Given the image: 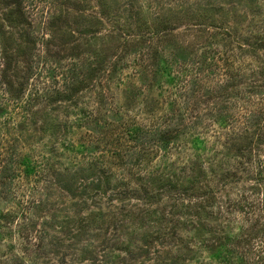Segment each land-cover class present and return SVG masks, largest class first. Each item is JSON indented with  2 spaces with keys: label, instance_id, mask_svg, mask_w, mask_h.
<instances>
[{
  "label": "rangeland",
  "instance_id": "obj_1",
  "mask_svg": "<svg viewBox=\"0 0 264 264\" xmlns=\"http://www.w3.org/2000/svg\"><path fill=\"white\" fill-rule=\"evenodd\" d=\"M9 1L0 0V63L5 67L0 95L9 79L3 75L15 71L21 77L14 89L21 80L28 90L23 95L31 92L36 71L23 78L25 62L32 61L37 71H55L48 95L42 91L31 110L22 141L7 136L0 144V175L9 176L4 190L10 191L0 194V213L24 210L8 226L0 220V264H241L237 253L247 248L246 237L255 247L263 241L264 216L246 220L229 205L264 196V138L252 128L242 139L236 125L256 110L255 105L243 109L242 97H262L264 56L257 62L245 55L261 68L254 82L257 95L244 94L251 80L235 77L221 83L216 100L207 96V49L231 44L237 51L234 39L245 43L249 21L260 19V0H154L164 4L157 16L148 8L151 0H23L35 32H47L39 39L46 47L39 57L36 34L28 24L15 22ZM155 23L166 36L168 69L152 50L147 63L138 59L139 49L151 43L129 46L125 53L117 47L122 37L139 40ZM116 53L123 58L115 71ZM198 61H203V80H192L193 109L179 116L163 101L176 83V72L169 76L168 71L177 69L184 78ZM74 66L75 87L59 93L55 78L59 81V73ZM7 121L9 114L0 112L1 140ZM128 121L177 129L178 135L166 148L158 142L147 146L145 160L139 147H131L123 166L117 158L123 146L116 140ZM12 151L17 158L26 155L31 167L39 165L36 170L47 177L26 176L31 168L25 163L13 175ZM108 167L113 172H105ZM230 216L235 220L225 218ZM236 238L242 239L240 246Z\"/></svg>",
  "mask_w": 264,
  "mask_h": 264
},
{
  "label": "trees",
  "instance_id": "obj_2",
  "mask_svg": "<svg viewBox=\"0 0 264 264\" xmlns=\"http://www.w3.org/2000/svg\"><path fill=\"white\" fill-rule=\"evenodd\" d=\"M12 3L13 8L10 9L9 13L13 17L16 23L18 24H28V26L33 30V33H35V38L41 39L45 37L47 32H42L40 36L35 32V21L28 20L26 17V14L24 12L23 7V0H12L9 1ZM8 2V3H9ZM9 3V4H10ZM149 6L148 8L152 13L155 14V16L159 15L160 10L163 9V2L162 1H150L148 2ZM153 3V4H152ZM177 5H180V3L176 2ZM258 13L260 16V19H251L246 27V33L243 36V40H245V43L241 44L238 43L237 40L234 39V42H236V48L237 51L233 48L231 44L225 45V49H215L213 51H210L207 49V96H212L214 99H219L220 91L222 90L221 83H230L232 79L235 77L251 80L253 85L251 87H247V89L244 91L246 94H258L257 90V84L256 83V77L262 76L261 68L257 67L258 69L253 67V62L251 60H246L245 55L248 54L250 56H253L257 62L262 60V55L264 56V0H260L258 2ZM253 16V15H252ZM254 18V17H253ZM154 24V23H153ZM157 24L155 23L153 31H146L143 35H140L139 40H132L128 39V37L125 35L123 38L120 39V41L117 44L118 50H123L124 48L127 49L129 46H138V44L141 43H151L150 46L147 48L145 45L141 47L142 49H139L138 53V59L140 61H145L143 63H147L149 60V54L152 50L154 55L153 58L159 60L161 55V63L165 66H169V63L167 59H165L164 53H166L167 49L164 45V42L166 40V36H163V31H161L159 28H156ZM117 27V25H116ZM156 28V29H155ZM115 27H113V30ZM238 33L239 30H236L235 36L238 39ZM138 35V34H137ZM48 43V40H46V44ZM228 43H231V41H228ZM37 44H34V48ZM40 49H38L37 56L39 57L41 52H46L45 43H41L39 41ZM36 49V48H35ZM259 50H262L261 54L258 55L256 52ZM124 51V50H123ZM125 53V51H124ZM128 54V53H127ZM117 56V61H113V67L114 70H117L118 63L122 60V56L118 53L115 54ZM211 55V57L209 56ZM25 62V61H24ZM37 62V61H36ZM135 62V60H134ZM133 62V64H134ZM202 63L203 61L196 62L197 67L191 68V71L187 72L186 67L184 70L187 72L186 76L184 78H180V76L177 75L180 71L175 69V71H168V74L170 72H176V77L173 76L172 80L176 79V83L173 84V90L163 98L164 102H167L168 104L172 105V110H177L178 115L180 116V113L182 114L184 111H188L189 109H193L191 105V85L196 84V82L192 81L196 78H200L203 80V74L202 72ZM24 69L22 70L23 78L24 76H27V74L32 72L34 69L36 71V81L35 83H31L32 89L31 92L25 95H23L26 91V85L24 81H19V85L16 86V90L14 89L13 83L20 79L21 76H18L17 71H15L12 75H3L6 79L9 78L8 81H4V88L2 89V96L0 95V102H3L5 104H9L8 107L0 106V112L9 114V121H7V124H5V133L3 132L2 135L5 136L4 140L0 139V144L3 146L5 144V140L7 139V136H14V140L18 141V144L22 141L24 130H26L29 123H32V120L30 118L31 110L34 107L36 101L42 96V93H45V96L48 95L50 91V87L52 86L50 84V78L53 76V73L55 69L53 70H38L35 67V64L30 62L24 63ZM132 64V65H133ZM135 65V64H134ZM18 69V68H17ZM75 66L71 67L69 71L71 72H60L61 75L59 81H56V78L54 80V84H58L57 91L59 93L61 92H67L69 90H72V87H75ZM209 70H211L209 72ZM5 71V67L3 63H0V81L2 78V73ZM225 71V72H222ZM192 72V73H191ZM28 74V75H29ZM195 74V75H191ZM200 74L202 76H200ZM45 75V80H41L43 76ZM185 74L183 73V76ZM198 75L200 77H198ZM170 76V74H169ZM191 77H194L193 79ZM255 82V83H254ZM264 84L260 85L258 88H263ZM10 88V89H7ZM256 89V90H255ZM43 91V92H42ZM193 91V90H192ZM213 93V95H212ZM262 94V97H259V99H251L250 97H242L243 109H248L250 105H255L256 110L254 108H251L248 114L243 115L240 119L237 120L239 123L236 128V131L234 133L239 132L240 138H245L247 136V133L251 131L252 128H254L253 131L255 132L257 136L264 138V122L261 123L263 120V114H264V91L259 92ZM23 97V98H22ZM25 97V98H24ZM1 103V105H4ZM238 103V102H236ZM235 103V104H236ZM215 107L217 106V102L215 103ZM259 106V108L257 107ZM91 115V114H90ZM172 118L173 115H172ZM232 121V115L229 117ZM19 119L17 123H10L13 120ZM236 121V120H234ZM11 124V125H10ZM151 128H147V126H141L140 123H133L128 121L126 124H124L122 131H120V134H117L116 142L118 145H122L123 148L118 149L117 158L123 161L120 165L127 164L126 156H128V153L132 148L141 149V157L142 160L147 159L149 156L148 148L147 146H151L155 143H161V146L159 148H166L170 144L172 140L176 138L178 135L177 129H161L160 127L154 125L149 126ZM148 130H147V129ZM224 128V127H223ZM12 132L10 133V131ZM10 133V134H9ZM156 135V138H152ZM127 137L129 142H132V144L125 145L123 138ZM146 140H145V139ZM86 142H90L86 141ZM73 142L67 141L68 146H73ZM262 143V142H261ZM130 145V146H129ZM17 151V150H16ZM12 151L11 158H13L11 168L13 175H16V171L21 170V165L26 164L27 168H31V173H27L26 176L32 175V173L35 175L39 174L41 177V180L45 179L47 177V174L40 172L39 170H36V167L39 165H32L29 162L26 161V155L23 156L22 153L18 155L19 158H17V152ZM30 156V155H29ZM0 157H4L0 154ZM130 157V156H129ZM28 158V156H27ZM28 160V159H27ZM4 159L0 158V162H3ZM144 162V161H143ZM263 161L260 160V163ZM40 167V166H39ZM109 171V173L113 172L110 167L105 168L104 170ZM22 172V170L20 171ZM8 175L1 176L0 175V194H10V191H5L9 185H8ZM7 179V180H6ZM261 179H264V175L261 177ZM40 180V179H39ZM264 182V181H263ZM229 207H232L235 210H239L246 215V220L251 217H259L260 219L264 216V196L257 197V198H250V197H242L239 198L236 201H232ZM24 211V210H23ZM22 210L20 211H6V213H0L2 217H0V220H3L7 226L12 224V220L18 215V212L22 214ZM221 212V211H220ZM222 214V213H221ZM251 216V217H250ZM228 218V220H235L234 217H225ZM262 231L264 232V227L262 228ZM19 236L23 238L22 233L19 232ZM263 238V241H261L260 245L258 244L257 247H255V243H252V238H247L244 240V244L247 248H244L240 252L237 253V258L240 259L241 264H249L250 262L254 261L253 264H264V236H261ZM236 242L238 246L241 245L242 239L236 238Z\"/></svg>",
  "mask_w": 264,
  "mask_h": 264
}]
</instances>
